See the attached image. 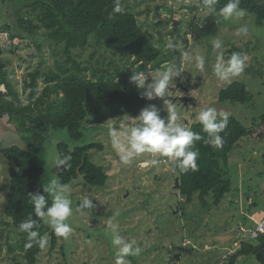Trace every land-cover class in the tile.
Masks as SVG:
<instances>
[{
	"label": "rangeland",
	"instance_id": "obj_1",
	"mask_svg": "<svg viewBox=\"0 0 264 264\" xmlns=\"http://www.w3.org/2000/svg\"><path fill=\"white\" fill-rule=\"evenodd\" d=\"M35 1L38 0H0V62L6 66L17 90L28 74L37 69L58 71V66L66 67L62 45L47 40L42 30L32 36L18 27L19 14L25 17L29 14L23 6ZM257 1L264 4V0ZM120 5L123 11L135 15L146 37L160 49L162 63L158 68L149 65L139 69L132 64L133 58L105 49L92 37L86 48L72 51L73 59L88 78L94 71L97 75L104 71L105 75L122 77L126 68L133 73H155L168 64H177L175 52L182 49L177 64L182 72L169 88L170 97L148 100L147 104L157 106L166 123L169 113L164 99L175 103L177 122L188 128L197 121V113L209 106L236 118L245 127L262 115L264 23L257 26L249 14L232 21L205 17L200 0H121ZM242 27L247 28L246 33L240 31ZM13 34L16 37L10 39ZM217 39L222 48L214 50L213 41ZM169 42L178 46L169 48ZM243 46L247 47L243 53L247 57L245 70L230 83H244L251 101L246 104L220 102L218 92L230 83L219 81L212 66L219 53L227 59L233 47ZM196 55L206 58L203 71L194 63ZM189 56L191 60L186 59ZM132 75L127 78L128 86L132 84ZM39 86H43L41 79ZM178 86L185 87L187 92L179 88L171 90ZM0 89L5 91L4 87ZM178 97L189 98V101L184 104ZM135 123V118L125 116L95 128L85 124L84 136L78 141L70 140L65 130L49 133L40 152L45 187L53 178L59 181V168L54 159L59 157L57 145L60 143L70 149L101 143L102 150H91L89 157L105 168L108 180L102 188L87 185L80 176L69 184L73 214L67 222L73 231L67 239L60 238L52 250L50 236L46 234L48 242L36 264H115L116 250L111 243L109 221L118 225L121 236L141 247L139 256L127 258L131 264H225L228 255L235 252L242 241L253 243L248 231L264 220V139L243 138L238 142L228 162L232 191L218 206L212 205L208 198V206L203 207L197 198L186 204L179 196L178 189L174 188L177 170L171 173L173 166L168 158L145 153L129 164L120 161L111 144L109 128L119 130ZM0 144L25 147L8 122L0 125ZM11 168L12 163L0 155V264H25L22 260L24 237L4 214ZM85 197H90L94 208L80 211L78 205ZM114 212L117 214L113 215ZM147 233L152 234L150 238ZM177 233L185 236L190 244H179V249L174 245L173 252L172 243L178 238ZM237 264H264V250L257 255L240 257Z\"/></svg>",
	"mask_w": 264,
	"mask_h": 264
},
{
	"label": "trees",
	"instance_id": "obj_2",
	"mask_svg": "<svg viewBox=\"0 0 264 264\" xmlns=\"http://www.w3.org/2000/svg\"><path fill=\"white\" fill-rule=\"evenodd\" d=\"M120 1L38 0L23 6L29 14L27 17L19 14L18 27L32 36L42 30L47 40L62 45L66 67L60 65L58 71L37 69L28 74L27 79L21 82L20 90H17L6 66L0 62V88L5 89L4 92L0 89V125L5 122L13 125L25 144V147H3L0 144V155L12 163L4 214L10 219L11 226L24 237L22 260L25 264H36L42 251L35 243L27 247V234L19 230L20 223L30 216L38 219L30 196L46 195L51 204V196L43 191L44 170L40 165V152L49 133L65 130L70 140L78 141L84 136L85 124L95 128L125 116L135 118L148 104L133 82L127 85L128 76L134 74L130 68L125 69L122 77L105 75L104 71L97 75L94 71L88 78L72 57V51L86 48L93 37L105 49L133 58L132 64L138 65L139 69L161 65L160 49L146 37L135 15L123 9L120 13L113 11ZM226 2L219 0L218 8ZM240 6L247 10L257 26L263 25L264 4L257 0H241ZM15 37L13 34L10 39ZM246 51V46L233 47L230 53L243 55ZM74 69L75 72H72ZM25 100L27 104H24ZM218 101L246 104L251 101V95L244 83L232 82L218 92ZM228 119L227 128L221 133V148L205 143L207 134L198 121L189 127L202 139L196 142L198 170L184 172L177 169L178 194L186 204L192 203L195 198L203 207L208 206V198L214 206L221 204L233 188L228 162L234 147L243 138L264 139V110L249 127L243 126L234 117L228 116ZM91 150H102L101 143L73 149L65 143L57 145L59 157H71L69 167L58 169L60 183L69 185L80 176L91 187H104L108 180L106 170L91 161ZM39 233L41 236L48 234L50 249H55L61 237L43 221H40ZM252 242L242 241L238 249L228 255L225 264H237L240 257L257 255L264 250V235H259Z\"/></svg>",
	"mask_w": 264,
	"mask_h": 264
},
{
	"label": "clouds",
	"instance_id": "obj_3",
	"mask_svg": "<svg viewBox=\"0 0 264 264\" xmlns=\"http://www.w3.org/2000/svg\"><path fill=\"white\" fill-rule=\"evenodd\" d=\"M241 0H227L222 7L218 8L219 0H200L201 8L205 17L214 16L219 20L232 21L241 20L247 15V10L240 6ZM113 11L120 13L121 5L117 3ZM242 33L247 32L246 27L240 29ZM174 45L169 42L168 47ZM222 43L219 39L213 41V49L219 50ZM191 60V57H186ZM247 57L241 53H233L225 59L223 53H219L214 63L213 72L215 77L225 83H230L235 77L242 74L245 70ZM196 67L203 71L206 65V58L203 55H196L194 58ZM177 64H168L162 70L155 73L151 71H137L131 76V81L138 89L143 90L141 95L147 100L155 98L170 97L169 88L174 85V80L181 74ZM28 101L25 100L24 104ZM164 107L169 113L166 123L160 115V109L155 105L143 108L139 115L135 117L137 123L126 124L122 129L109 128V137L113 148L117 151L119 159L124 164L131 163L136 157L145 153L153 154L157 157H166L172 163L173 168H179L184 172L197 171V160L199 150L196 142L202 137L193 132L190 128L177 122L175 103L170 99H164ZM196 120L202 125L203 131L207 134L205 143L214 148L223 146L221 133L227 128L229 119L226 113H218L215 107L201 109ZM71 157L64 155L56 157L54 164L57 168L70 166ZM44 193L51 196V204L46 195H31L35 216H31L20 223L19 230L27 234V247H32L33 243L40 248L47 245V237L39 233L40 221L46 223L52 231L61 238L67 239L73 229L67 222L73 214L72 200L70 198L71 186L62 184L57 179L50 180ZM94 204L90 197H85L79 206L80 211L93 209ZM117 213L114 212L113 215ZM111 232V243L116 250L115 264H131L128 257H137L142 249L135 241L126 240L118 231V225L112 221L108 224Z\"/></svg>",
	"mask_w": 264,
	"mask_h": 264
},
{
	"label": "water",
	"instance_id": "obj_4",
	"mask_svg": "<svg viewBox=\"0 0 264 264\" xmlns=\"http://www.w3.org/2000/svg\"><path fill=\"white\" fill-rule=\"evenodd\" d=\"M177 53V64L180 62V57H181V53H182V49H180L179 51H177V52H175V54ZM181 89V90H184L185 92H187V89L185 88V87H183V86H178V87H174V88H171V90H177V89ZM182 100H183V102H184V104H187V102L189 101V98H182ZM178 168H173L172 167V171H171V173L173 174V173H175L176 172V170H177ZM174 188L175 189H178L179 188V178H175V185H174Z\"/></svg>",
	"mask_w": 264,
	"mask_h": 264
},
{
	"label": "built area",
	"instance_id": "obj_5",
	"mask_svg": "<svg viewBox=\"0 0 264 264\" xmlns=\"http://www.w3.org/2000/svg\"><path fill=\"white\" fill-rule=\"evenodd\" d=\"M248 234L252 240L256 239L259 235H264V220L250 228Z\"/></svg>",
	"mask_w": 264,
	"mask_h": 264
},
{
	"label": "crops",
	"instance_id": "obj_6",
	"mask_svg": "<svg viewBox=\"0 0 264 264\" xmlns=\"http://www.w3.org/2000/svg\"><path fill=\"white\" fill-rule=\"evenodd\" d=\"M147 235H148V237L150 238L152 234H151V233H147ZM177 235H178V238H176V240L173 241V243H172V245H173V248H172V249H173V252L175 251V250H174V249H175V246L178 248L179 244H180V245L182 244V246H183L184 244H187V245L190 244L188 240H187V241L185 240V236H181V237H180V236H179V233H177ZM142 238H143V237H142ZM167 239L170 240L171 238L168 237ZM171 240H172V239H171ZM174 245H175V246H174ZM185 246H186V245H185ZM177 248H176V249H177ZM209 248H210V247H209ZM178 249H179V248H178ZM207 250H209V249L207 248ZM174 256H175V255H174ZM174 256H173V257H174ZM177 256L180 257V255H177ZM175 257H176V256H175ZM179 257H178V258H179Z\"/></svg>",
	"mask_w": 264,
	"mask_h": 264
},
{
	"label": "flooded vegetation",
	"instance_id": "obj_7",
	"mask_svg": "<svg viewBox=\"0 0 264 264\" xmlns=\"http://www.w3.org/2000/svg\"><path fill=\"white\" fill-rule=\"evenodd\" d=\"M182 98H185V97H178V99L181 100V101H182Z\"/></svg>",
	"mask_w": 264,
	"mask_h": 264
}]
</instances>
